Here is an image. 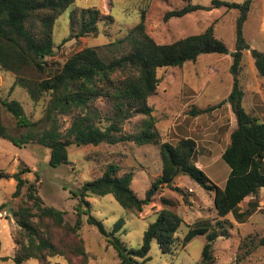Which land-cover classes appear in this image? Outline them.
Segmentation results:
<instances>
[{
    "label": "trees",
    "instance_id": "1",
    "mask_svg": "<svg viewBox=\"0 0 264 264\" xmlns=\"http://www.w3.org/2000/svg\"><path fill=\"white\" fill-rule=\"evenodd\" d=\"M75 0H0V67L14 73L15 85L25 89L30 100L38 102L47 96L45 115L38 121L30 120L22 104L15 98L0 95V137L15 145H25L36 141L49 149L50 166L69 163L67 147L71 144L98 145L130 141L136 145L157 144L161 161V173L151 182L144 196L139 197L131 188L133 172L120 171L117 163L109 162L102 173L85 181L75 194L78 197L76 211L78 217L74 225L65 222V211L44 204L38 194L35 181H29L22 174L30 168L21 164L17 171H0L1 178H12L15 189L11 197H17L25 187V199L12 211L15 223L20 228V238L12 256H0V260L11 259L13 264H23L35 259L39 264H48L50 258L60 256L71 262L69 252L81 254L79 264H90L81 245L67 248L66 236L76 234L80 228L81 214L86 215V223L96 227L104 239L114 248L118 264H146L152 241H156L163 253H172L176 244V232L183 219L170 207L156 211V218L148 223L137 247H127L119 231L124 225L117 219L110 229L105 228L101 219L91 213V203L87 197L111 194L127 210L141 212L148 205L157 190L163 186L183 195L175 178L187 175L203 188L213 192L216 222L199 220L189 227L179 244H186L196 235L205 236L201 256L197 264H214L212 242L219 236L228 237L231 223L226 215L231 213L242 221L250 211L259 205L256 197L264 187V119L253 111L245 110L242 101L244 90L240 82L243 50H248L257 74L264 78V52L252 48L243 35V24L253 0L229 2L211 0L208 5L187 3L165 12L164 19L180 17L199 9L214 7L237 9L235 23V46L229 50L219 39L211 24L205 30L189 34L167 43L156 42L147 32L144 14L127 30L122 38H116L102 45L86 46L70 54L59 64L50 65L46 57L53 56V25L57 17ZM105 16L95 6L80 8L78 14L70 16L71 32L62 42L72 37L98 33V23ZM106 17L112 21L111 14ZM77 23V28L74 23ZM207 53L229 54V72L232 84L226 95V102L235 116L236 127L229 135V142L221 153L229 166V173L223 187L213 183L204 171L195 164L196 142L190 137H182L176 143L162 141L152 115L153 107L148 99L156 93L160 77L159 68L180 67ZM26 68L36 74L21 75ZM103 100L107 105L102 111L97 104ZM219 105V104H218ZM204 109L196 106L189 109L197 115L218 106ZM1 110L10 113L18 127L26 128L19 136L13 135L4 125ZM71 115L70 124L60 128L57 116ZM143 115L138 129L124 131V124L133 116ZM42 123V124H41ZM184 196V195H183ZM250 197L251 208L241 210V202ZM167 204V200L161 198ZM7 202L0 204V210ZM57 231H62L58 233ZM58 233V234H56ZM256 246H264V234L259 238L244 237L238 249L240 261Z\"/></svg>",
    "mask_w": 264,
    "mask_h": 264
},
{
    "label": "rangeland",
    "instance_id": "2",
    "mask_svg": "<svg viewBox=\"0 0 264 264\" xmlns=\"http://www.w3.org/2000/svg\"><path fill=\"white\" fill-rule=\"evenodd\" d=\"M229 2H243L244 0H225ZM211 0H75L61 13L53 25V56L46 57L48 63H63L73 52L86 46L105 44L116 38H122L127 30L133 27L144 14L146 32L159 43L174 41L180 37L200 33L211 24L215 35L221 39L229 50L235 46V23L238 10L225 7H214L210 10L199 9L180 17L164 19L166 11L179 8L187 3L208 5ZM263 3V4H262ZM95 6L105 16L98 23V33L72 37L62 42L71 32L70 16L77 15L80 8ZM111 14L112 21L106 17ZM77 28V23H74ZM243 35L252 48L264 52V2L253 0L247 18L243 24ZM231 57L227 54L207 53L200 55L196 61L186 62L180 67H165L157 70L160 77L156 93L149 97L148 102L153 107L152 115L156 119V127L162 141L176 143L182 137H190L196 142L195 164L200 167L210 180L223 187L229 173V166L224 162L221 153L229 142V135L236 127L234 117L230 113L221 111L214 114L213 109L197 115H191L189 109L196 106L204 109L205 106L225 104V97L232 84L229 72ZM240 82L245 97L257 110L260 118L264 115V78L257 74L253 59L248 50H243ZM36 74L32 68L22 71L23 76ZM15 74L0 67V95L17 99L23 106L27 117L32 121L44 118L47 96L34 103L30 100L25 89L15 85L10 89ZM262 86L261 92L258 88ZM224 99V100H223ZM97 104L102 111L107 105L103 100ZM218 105V106H219ZM219 106V107H221ZM245 110H250L247 101L243 103ZM217 107V108H219ZM234 116V115H233ZM1 117L9 132L15 136L26 131L18 127L13 116L1 110ZM60 128L65 130L71 115L57 116ZM143 115L133 116L124 124V131L133 132L138 129ZM42 124V123H41ZM69 163L50 166L49 149L29 141L25 145H15L0 137V171L12 173L18 170L21 164L30 168L22 174L23 178L35 181L37 191L44 204L54 206L65 211V222L74 225L78 217L75 195L78 188L87 180L102 173L109 162L117 163L120 171L131 170L133 180L131 188L139 197H143L151 182L161 173V161L157 144L136 145L130 141L118 143H100L98 145L71 144L67 147ZM174 184L180 186L183 195L161 187L153 196L151 202L143 207L141 212L127 210L114 199L111 194L104 196L93 195L87 197L91 203V213L101 219L105 228L110 229L119 218L124 225L119 231L127 247H137L142 241V234L148 223L156 218V211L163 207H170L183 219L177 229V244L172 253H163L156 241H152L149 250V260L146 264H197L201 256L206 239L202 234L194 236L185 247L179 242L189 227L199 220L216 222V212L213 205V192L203 188L187 175L175 178ZM15 189L12 178L0 179V204L7 205L0 210V256H12L20 238V228L15 223L12 211L25 199V187L17 197H11ZM167 200V204L161 201ZM259 207L238 221L231 213L226 219L232 224L228 237H217L212 242L214 264H264V246L254 247L250 253L240 261L236 258L243 249L238 246L246 236L259 238L264 234V187L256 197ZM253 198L246 197L240 205L241 210L251 208L248 205ZM82 223L76 234L66 236L67 248L71 244L81 245L86 252L90 264H118L114 248L104 239L95 226L86 223V215L81 214ZM61 233L62 231H57ZM56 233V234H58ZM71 262L60 256L50 258L48 264H79L81 254L69 252ZM0 264H13L11 259L0 260ZM23 264H39L35 259H29Z\"/></svg>",
    "mask_w": 264,
    "mask_h": 264
},
{
    "label": "crops",
    "instance_id": "3",
    "mask_svg": "<svg viewBox=\"0 0 264 264\" xmlns=\"http://www.w3.org/2000/svg\"><path fill=\"white\" fill-rule=\"evenodd\" d=\"M263 2H264V0H263ZM263 4V3H262ZM259 90H261V92L259 91H257V92H255L254 94L256 95V94H261L262 95V92H263V89H262V86H260L259 88H258ZM244 96H245V93H244V95H243V101H242V104L245 102V101H247V104H248V106L250 105L251 107H250V110L251 111H253V110H257L256 108L254 109L252 106L253 105H251L252 103H250V101L252 100L253 101V96H252V98H250V101H249V99L247 98V97H245L244 98ZM260 96V95H259ZM224 100V99H223ZM251 101V102H252ZM225 104L223 105V106H221V105H219V106H221V107H219V106H216V107H214L213 108V112H214V114L216 115H218V114H220L221 113V111H224L225 113H230L231 115H232V117H234L233 119H234V121H235V116H233L234 115V113H233V111H232V109H231V106H230V104L228 103V102H226V97H225ZM214 106V105H213ZM206 107H208V106H205V108ZM217 107H219V108H217ZM262 108H264V105L262 106ZM255 114H256V111H253ZM257 115V114H256ZM259 116V115H258ZM263 118H264V115H263ZM262 119V118H261ZM236 123V122H235Z\"/></svg>",
    "mask_w": 264,
    "mask_h": 264
}]
</instances>
